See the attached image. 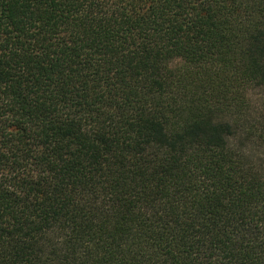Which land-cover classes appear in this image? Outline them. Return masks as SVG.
I'll return each instance as SVG.
<instances>
[{
	"label": "trees",
	"instance_id": "trees-1",
	"mask_svg": "<svg viewBox=\"0 0 264 264\" xmlns=\"http://www.w3.org/2000/svg\"><path fill=\"white\" fill-rule=\"evenodd\" d=\"M0 264H264V0H0Z\"/></svg>",
	"mask_w": 264,
	"mask_h": 264
}]
</instances>
